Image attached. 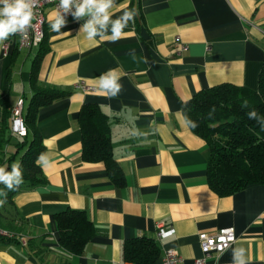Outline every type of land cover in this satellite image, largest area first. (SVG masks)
<instances>
[{
  "label": "crops",
  "instance_id": "crops-1",
  "mask_svg": "<svg viewBox=\"0 0 264 264\" xmlns=\"http://www.w3.org/2000/svg\"><path fill=\"white\" fill-rule=\"evenodd\" d=\"M44 11L46 37L39 46L20 48L11 35L4 52L0 42V126L10 124L19 98L27 114L33 75L41 86L68 92L32 116L29 131L43 145L37 162L45 182L20 189L12 204L0 203V225L19 234L0 238V264H135L123 247L140 237L158 244L155 264L166 249L192 264L202 255L198 233L226 226L234 228L235 242L207 263L264 264V184L227 195L213 191L207 182L209 146L182 112L183 103L203 88L257 87L264 0H114L108 21L70 15L58 31L51 27L57 12L48 6ZM125 12L133 17L113 40L112 22ZM89 21L97 29L93 39L83 31ZM110 71L121 85L115 96L100 82ZM85 103L107 116L120 183L103 162L82 159L78 114ZM67 209L84 210L95 227L81 254L58 242L55 215Z\"/></svg>",
  "mask_w": 264,
  "mask_h": 264
},
{
  "label": "trees",
  "instance_id": "trees-1",
  "mask_svg": "<svg viewBox=\"0 0 264 264\" xmlns=\"http://www.w3.org/2000/svg\"><path fill=\"white\" fill-rule=\"evenodd\" d=\"M31 84L33 101L27 114H24L22 107L25 134L11 132L14 105L10 110V124L3 122L0 126V168L11 173L13 167L17 166L21 174L16 178L21 182L17 184L14 180L12 188H8L4 182L0 183V203L12 204L13 196L20 189L45 182L37 162L43 145L39 135L29 131L33 125L32 116L38 107L68 92L41 86L34 75ZM182 112L192 131L209 146L207 182L213 191L227 195L249 184H264V62L256 88L232 83L203 88L183 103ZM78 122L83 161H101L112 180L117 183L123 181L120 166L111 151L107 116L96 104L85 103L79 111ZM11 139L17 147L12 153L8 151V146L13 144ZM20 150L22 153L17 162L15 160ZM55 221L59 244L74 254H81L88 240L95 234V227L84 210L67 209L57 213ZM123 252L125 258L135 264H155L160 249L153 239L140 237L126 241Z\"/></svg>",
  "mask_w": 264,
  "mask_h": 264
},
{
  "label": "clouds",
  "instance_id": "clouds-1",
  "mask_svg": "<svg viewBox=\"0 0 264 264\" xmlns=\"http://www.w3.org/2000/svg\"><path fill=\"white\" fill-rule=\"evenodd\" d=\"M114 0H60V7L66 13L72 6L76 7L75 17L81 18L85 15H91L103 23L109 20L108 10L113 6ZM39 4V0H0V42L12 34L20 33L23 37L27 36L28 29L32 27L34 19V9ZM132 12H125L124 16L112 22L113 35L112 39L116 40L121 35V29L126 26L127 21L132 19ZM65 24L63 16L57 15L51 27L53 30H59ZM83 31L87 34L88 39H93L97 35V29L93 26V21H89ZM103 89H108L110 96H115L121 85L117 83V76L114 71L100 78ZM41 161L44 157L41 156ZM20 171L17 166L13 167L11 173H6L0 168V182L7 184L8 188H12L13 181L19 177ZM21 181L16 180L19 184ZM244 252V249H240ZM239 264H245V259H241Z\"/></svg>",
  "mask_w": 264,
  "mask_h": 264
},
{
  "label": "built area",
  "instance_id": "built-area-1",
  "mask_svg": "<svg viewBox=\"0 0 264 264\" xmlns=\"http://www.w3.org/2000/svg\"><path fill=\"white\" fill-rule=\"evenodd\" d=\"M52 7L57 14L65 17L74 15L76 7L72 6L68 12H64L60 7V0H39V4L34 9V19L32 20V27L28 29L27 36L23 37L20 33L12 34L16 38V44L20 48L31 49L41 44L45 37L44 24L46 22L45 7ZM11 36V35H10ZM12 42L10 37L4 40L3 50L8 49L9 44ZM181 50H186L187 46L181 44ZM23 99L19 98L12 108L11 113V132L19 135H24L26 131L25 123L22 115ZM158 237L164 235L162 230V223L157 224ZM18 233L13 232L0 225V238L11 239L18 237ZM235 233L232 226L219 228L213 233L200 232L198 233L199 245L202 255L195 258L192 264H208L207 259L212 255H219L235 242ZM22 244H26L22 240ZM182 256L174 249H166L158 264H182Z\"/></svg>",
  "mask_w": 264,
  "mask_h": 264
}]
</instances>
